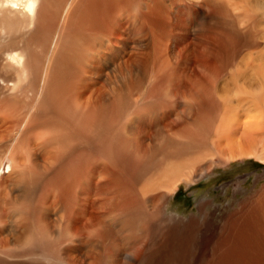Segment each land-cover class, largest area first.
Returning a JSON list of instances; mask_svg holds the SVG:
<instances>
[{
	"label": "bare ground",
	"instance_id": "obj_1",
	"mask_svg": "<svg viewBox=\"0 0 264 264\" xmlns=\"http://www.w3.org/2000/svg\"><path fill=\"white\" fill-rule=\"evenodd\" d=\"M150 2L0 0V257L57 264L64 255L75 264L80 248L61 247L73 242L69 226L74 220L77 228L86 222L91 230L82 254L91 264H103L107 245L135 263L132 248L139 243L132 241L126 249L109 227L127 226L126 217L134 213H160L180 184L208 176L216 166L213 157L222 166L247 159L264 163V50L249 56L250 66L248 56L239 59L247 66L230 65L231 73L227 64L235 49L241 53L255 43L231 21L238 28V45L228 47L235 43L217 25L209 31L212 37L201 38L203 64L194 67L180 56L192 50L187 40L172 45L157 34L172 28L175 37L186 29L184 20L176 12L173 19L168 16L174 9L165 7L167 1ZM196 2L200 18L194 31L201 33L209 17L203 7L221 4ZM218 67L230 72L229 79L217 76L220 87L209 81ZM201 68L202 78L194 71ZM168 104L182 110L166 113ZM259 204L264 209L263 197ZM259 219L264 213L245 229L258 233ZM137 223L146 226L148 220ZM155 224L167 228L164 221ZM46 240L56 249L29 250ZM255 240L264 249V240ZM160 241L163 249L174 243L172 238ZM235 260L223 259V264Z\"/></svg>",
	"mask_w": 264,
	"mask_h": 264
},
{
	"label": "rangeland",
	"instance_id": "obj_2",
	"mask_svg": "<svg viewBox=\"0 0 264 264\" xmlns=\"http://www.w3.org/2000/svg\"><path fill=\"white\" fill-rule=\"evenodd\" d=\"M159 1L160 2L167 1L165 7L169 6V8L174 9V11L168 14V16L172 17L173 19L174 12H176L175 15L176 18L178 17L182 18L187 27L183 32L178 31L179 33L175 34L174 35L175 37H173V33L175 31L172 30V28H170L166 32L168 38H165L166 33H162L161 30H158L157 34H159V37L161 39H168V40L171 39L172 45L177 44L178 41L182 42L184 40H187L190 45L188 46L192 50L191 52L190 51H187V53L184 52V54H181L180 56L184 58L190 65L193 63L192 66L195 65L201 67L200 64L198 63L203 64L201 57H199L200 41L201 38L206 37L204 39L208 40L207 37L208 38L212 37L209 31H211V28L213 27L217 28L220 26L221 28H224L225 34L231 36V39L235 44L230 43V46L228 47H234V45L237 46L238 43L240 42L238 36L236 35L238 29L236 25L238 24H239L238 27L240 32L245 31V35H243L245 36V38L248 37L246 35H251V37L253 36V38L255 39L254 46L244 47V50L243 48L242 49L240 48L241 53L237 50V48L236 49L232 48L235 49L234 54L236 55L235 56L233 55L234 57V58L232 57L233 61L227 64L231 73H232L231 71L232 67H235L237 65L243 67V64L247 66L245 63L248 60H249L248 66H250L251 57L249 56L251 54H254L256 50L259 51L264 50V46H263L264 45L263 43L264 42V0H218L221 5L217 4V6L214 4V2L216 1H214L211 4V0H207L208 2H210L211 6L212 5L214 6H212V8L211 6L209 8L203 7L204 12L207 15L209 14V17H207L203 21L204 31L202 30L201 32L203 33L202 35L199 31L195 32L197 30L196 27L194 26L195 21L200 18L198 17L200 14L198 10V8H200L198 6L199 2H196V0L195 1L194 0H178V1L159 0ZM150 3L153 4V0H151ZM184 9H186V11ZM189 15H190V19H189ZM213 16H216L215 17L216 19ZM221 21L223 22V24L220 25L219 23ZM231 21H233L234 24L236 25L234 26V24ZM213 22L216 23L213 24ZM144 28L147 29L148 26H145ZM179 28L181 29V27ZM190 28L191 30L192 29L193 30L191 31ZM200 28L202 29V27ZM206 33L208 34L206 35ZM189 36L192 40L189 39ZM213 47L215 46H212V48ZM232 49L229 50L234 51ZM194 55L197 56H195L194 58ZM189 56L192 58H190ZM201 56L203 57V55ZM243 56L244 58H247L248 56V59H246L247 61L241 64L242 61L239 59H242ZM197 57L199 58L197 59ZM198 60H201V62ZM113 61L118 62L119 60L113 58ZM214 63L217 64L216 62ZM210 64L212 65V63ZM230 65H232L231 68ZM213 66H216L215 68H217L218 65H213ZM196 68L198 69V67ZM223 68L224 67L221 68L218 67L219 70L221 69L220 70L221 74L218 72V69H216L214 75L210 77L212 79L209 78L210 79L209 81H213L214 83H216L215 85L217 87H220L221 84V80H219L217 76L220 75L223 76L224 74L226 75L227 79H229L230 77L228 76V73L230 72H226L229 70H225L228 69L227 66L225 67V69ZM194 71L195 73H197L196 76H201L202 78L203 76L202 68L198 70L199 72L196 70ZM236 79L238 80V82H241L240 78H236ZM237 80L235 82H237ZM206 82H208V80ZM234 100L235 98L233 99V102ZM166 102L169 101L167 100ZM162 105H164V103H162ZM176 106H172L168 104L167 107L164 108L165 112L171 113L172 111L178 112L182 110L181 107L177 109ZM213 160L216 163V166L207 174L208 176L204 177L201 180L187 183L186 185L180 184L177 188H175V190L172 192L171 195H168L166 197V201L162 206V210L160 211V213L158 212L157 214L152 213L151 215H147L145 212H142V216L141 213L140 214L134 213L131 214L132 216L131 215L127 216L128 218L126 217L125 220L129 221L127 226L130 229H128L127 226H125L126 228L109 227L110 234L112 236L113 235L116 236L117 240L120 243L123 239V241L126 244V249L128 250H130L131 248L132 241H134L135 243L138 242L139 245L142 243L140 246L136 244L134 248H132V251L135 252V253L133 252V255L135 254L137 259L135 263L126 260L123 256H116L114 255V253H111L112 249L109 245H107L105 248L106 250L105 254L107 256L109 255L108 257H111L113 259L111 260V258L107 257L103 259L102 263L103 264H153V259H155L156 263L154 264H223V259L226 260L228 258L230 260L232 257H235L236 260L234 261L233 264H264V257H263L264 254H262L263 253L262 250L264 249L262 248L263 246L260 241V240H264V220L259 219L258 227L260 228V231L258 233H255L252 230L247 231L245 229V226H247L251 218L253 219L254 217L258 216L261 212L264 213V209H262V207L261 209H259L260 207L259 203L262 197L264 198V163L254 159H247V160H238L236 162L222 166L219 164L220 162L216 157H213ZM36 185L37 183H33L29 187L28 194L31 199L32 197L35 196ZM78 186H80V183L78 184ZM30 207L31 208H29L28 213H30L31 216H33L36 212V208H34L35 206L33 201H31ZM258 210L260 211L258 212ZM14 212H16V210ZM18 213H21V211H17L14 214H18ZM139 217L143 219L146 218L148 220V224L146 226H139V224L137 223V220H140ZM192 219H195V221H190ZM157 221L159 223H163L164 221V226L167 228L161 229L160 227L157 228V226L152 227V225L155 224V222ZM71 222L72 223L69 226L70 228L69 232L71 237L74 236L75 239L70 237L71 241L73 242H64L63 245H61V247L67 248V247L78 246L80 248V253L74 256L75 264H80V263L91 264V260L85 258L84 255H82L84 254L83 251L85 246L87 245L86 244V242L88 241L87 237L90 238V234H91L90 232L91 230L88 227V223L86 222L82 223L81 225L82 229H81L76 227L74 220H72ZM236 224H240V226H238L240 230L234 228ZM187 227H190V229H187ZM167 230H168V234H167ZM76 232L78 233L80 232L79 235H83L84 239L79 238L80 241L77 240L76 238H78L79 235L77 236L78 233ZM226 233L229 234L227 235ZM164 237L172 238L173 240L172 242L174 243L172 244L171 247L173 248L167 247L163 249L164 246H162L160 240ZM253 237H256V240ZM251 238L252 241L250 240ZM253 239L258 242L260 241V244L256 245ZM75 240H77L78 242ZM248 241H249L248 244L249 249L252 250L253 248H255L254 250H252V252H249L250 250L248 248H246L247 250L245 249L246 250L245 252L243 251L242 246H245L248 243ZM251 242L254 246L250 248ZM159 243L162 247L159 245ZM149 245L153 246L152 247L153 250H151L150 252H144L143 247ZM248 246L246 245V247ZM53 248L56 249V245L52 241L46 240L42 244V246L33 245L29 248V250L32 252H39L42 249H44L45 251L52 252L51 250ZM160 248H162V250ZM17 250H18L17 247H13L12 248L13 254H18L19 251ZM258 251L260 252L261 255L259 254ZM160 252L161 254L162 253L164 254V252L166 254L159 256ZM254 253L258 257H256ZM16 260L17 261L0 257V264H32L28 260L27 261H20L18 259ZM70 262L71 260L63 255L61 262L57 264H70ZM45 263L48 262L45 261ZM225 263L232 264L229 261Z\"/></svg>",
	"mask_w": 264,
	"mask_h": 264
}]
</instances>
